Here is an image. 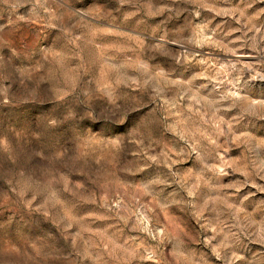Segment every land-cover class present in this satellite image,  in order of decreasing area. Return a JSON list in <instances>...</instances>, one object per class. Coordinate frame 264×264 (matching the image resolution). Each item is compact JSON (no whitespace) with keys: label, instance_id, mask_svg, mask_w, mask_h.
<instances>
[{"label":"rangeland","instance_id":"obj_1","mask_svg":"<svg viewBox=\"0 0 264 264\" xmlns=\"http://www.w3.org/2000/svg\"><path fill=\"white\" fill-rule=\"evenodd\" d=\"M0 264H264V0H0Z\"/></svg>","mask_w":264,"mask_h":264}]
</instances>
